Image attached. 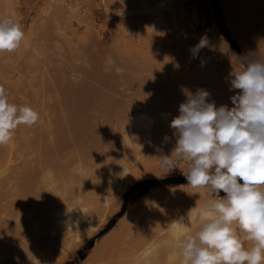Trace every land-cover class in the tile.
<instances>
[{
	"label": "bare ground",
	"instance_id": "obj_1",
	"mask_svg": "<svg viewBox=\"0 0 264 264\" xmlns=\"http://www.w3.org/2000/svg\"><path fill=\"white\" fill-rule=\"evenodd\" d=\"M113 4L111 10L119 11L113 15L118 30L117 41L109 49L96 48L94 41L85 37L79 47L69 45L72 48L70 54L68 57L65 54L70 61L68 65L61 54L63 48L59 47V41L66 36L58 35L59 39L64 37L59 40L57 34L51 32L59 43L55 42V47L61 48L57 56L63 59H52V64L47 60L51 66L45 65L43 57L40 60L44 67H51L53 71L44 73L43 64L39 59L33 60L36 56L31 52L34 56L30 55L33 61L29 63L35 66L33 69L39 76L32 77L33 81L30 77L31 81L26 84L20 81L4 84L9 102L31 106L39 114V120L32 127L26 126L27 131L24 125L19 126L21 138L15 133L16 138L0 145V165L8 163L12 167L10 173L0 177V264L64 263L74 249L84 246L87 238L120 211L121 198L130 185L153 171L143 166L139 156L137 159L141 145L152 139L146 145V151L160 147L174 151L177 137L170 123L179 115V105L188 95L203 89L210 94L209 102L221 106L216 85L203 83L202 88L198 83L201 76L191 77L184 67L183 70L172 68L167 52L158 50L151 54L146 47L148 34L164 23L153 8L138 6L137 0ZM230 4L228 17L239 32L243 48L250 56H260L264 60V0H230ZM168 7V4L164 5V8ZM16 10L13 0H0V18L11 17L22 25L25 18ZM52 22L53 29L59 27L57 20L47 24ZM43 23L45 31L40 24L41 31L49 32L45 29L48 25ZM38 31L37 39L41 41L43 38ZM217 34L213 31L209 38L207 36L209 45L216 43L215 48L217 46L222 53L229 50L228 43ZM28 39L31 41L32 37ZM28 43L14 52H0V74L3 70L11 72L12 68L19 67L20 60L14 56L21 58L25 56L24 52L29 53L31 50L25 51L30 48ZM39 48V55H44L43 47ZM13 59H16L14 63ZM229 59L241 67L236 55ZM4 66L9 68L5 70ZM28 83L31 87L26 89L29 96L25 103L18 101L20 98L14 100V95L20 94ZM153 140L156 142L152 143ZM176 169L183 173L187 170V162H181ZM184 187L188 196L201 202L212 201L210 189L193 188L188 183ZM160 191L154 187L146 197L129 205L81 264H172L173 259L164 255L169 251L172 253V249L181 252L180 243L173 236L178 235L179 227L175 224L170 228L167 224L171 219L158 210ZM87 206H91V212ZM90 213L95 216L90 217ZM204 213L202 207L201 219ZM65 217H71L72 222ZM94 220L100 223L95 222L97 228L91 223ZM44 226L51 229L43 232ZM63 244L67 250L55 262L51 261V253Z\"/></svg>",
	"mask_w": 264,
	"mask_h": 264
},
{
	"label": "clouds",
	"instance_id": "obj_2",
	"mask_svg": "<svg viewBox=\"0 0 264 264\" xmlns=\"http://www.w3.org/2000/svg\"><path fill=\"white\" fill-rule=\"evenodd\" d=\"M24 39L20 23L0 18V52H14ZM207 43L201 38L190 51L195 56ZM238 62L240 69L229 73L230 90H239L230 97L233 107H217L208 101V91L198 89L170 123L176 147L160 168L168 174L186 161L188 186L208 188L215 196L204 205L200 230L179 238L182 264H264V61L251 55ZM38 120L31 106L10 103L0 85V145L12 140L19 126Z\"/></svg>",
	"mask_w": 264,
	"mask_h": 264
},
{
	"label": "rangeland",
	"instance_id": "obj_3",
	"mask_svg": "<svg viewBox=\"0 0 264 264\" xmlns=\"http://www.w3.org/2000/svg\"><path fill=\"white\" fill-rule=\"evenodd\" d=\"M120 1L119 0H13V5L14 7L17 8L16 11L22 18H25L23 19L25 20L24 23L21 22L24 27V29L23 28L22 29L25 33L24 40L28 39L29 37H32L31 41L30 39L27 40L29 41L28 46L30 48L29 49L27 48L25 51L27 50L28 51L31 50V51L29 52L30 54L28 52L27 53L24 52L25 56L22 55L21 58L20 56L17 57L14 53H12V56L15 55L14 57L19 59L21 62L18 61L19 67L16 66V69H13L11 66L12 68V69L10 68L11 72L9 70L4 71L3 69L5 68L6 65L4 66V68L2 69L4 72L1 70L2 72L0 74V85L5 87L4 84H7V82L16 83L20 81V83L21 82L27 83L28 80L31 81L32 77L35 78V75H37V73L36 70L33 69V67L35 68V66L29 63V61L31 62L37 59H39L40 64H43V70L45 71L44 73H46V70H49V72L51 73L53 71L52 68L50 67L52 64L51 61L52 59L54 60L58 57L57 54L60 52L59 49L61 48H63L61 49L62 57L65 58V61L64 60L63 61L69 65L70 61L69 59H66L65 56L67 54L69 55L71 49L75 47L73 44L78 45L79 47V45H81L80 42L83 43L84 41L82 42V40L85 37L89 38L90 41L91 40L94 41V46L96 48H100L103 51L109 49L110 46L114 45L115 42L117 41L115 34H117L118 26L115 23L113 15L119 13V11H117L116 8L113 10H111V8L114 5L113 3L116 2L118 3ZM137 2H138V6L140 5L150 6L157 13V15H160L161 18L164 20V23L161 24L158 30L157 29L152 30L147 36L146 47L150 49L151 54H156V51L158 52V50L167 52L169 62L172 68L183 70L184 67L185 71L189 73L191 77L201 76L202 80H200L198 83L202 85V88H203V83L205 85H213V84L216 85L217 90L219 92L218 102H220L221 105L228 106L229 108L233 107L234 105H232L230 97L237 94L239 90H230V81L232 77H230L229 73L233 69L239 70L240 67L234 61H231L229 57H231V55H236L238 59H243L245 57L250 56V54L246 51L245 48H243L241 42L239 41V32L236 29V27L233 26L232 24L233 22H231L228 17V13H230L231 10V8L229 7L231 6L230 0H137ZM165 4H168L169 7L164 8ZM125 10L126 9L124 8L123 11ZM53 20H57L59 25L58 28L57 26L54 28L55 30L52 27L53 22L52 24L48 25L49 22ZM43 22H46V24L48 23L47 24L48 26H46L45 29L48 28L50 33L48 32V30L46 33L44 32L45 26L43 25L45 23ZM40 24H42L41 26H43L42 29L44 31H41ZM39 27H40V31H38ZM50 27L52 28V30ZM37 31L40 33L41 39L46 38V36H48L49 34H51V32H53V34L54 33L55 35L57 34L56 35L57 37L58 35L59 36L65 35L68 39L70 38L71 40H68L65 37L66 38L65 41V38L61 36L62 38L61 37L60 38L61 39L64 38V40H62V42L59 41V43L61 44L60 45L57 42L58 40L54 39L57 37L55 35L52 36L51 34L48 36V39L47 38L44 40L42 39L41 41L43 42H41L40 40H38L39 34L37 33ZM213 31L215 33H218L217 35L220 36L222 41L228 43L229 50L224 51L223 52L224 55H223V53L218 50L217 46H216L217 48L216 50L214 46L216 43L210 42L212 44L209 45V43H207L208 46L200 49L198 53L194 56L190 50L194 46L199 44L201 38H206L207 42H209L208 38L210 36V33H213ZM34 33L38 35L34 37L33 35ZM51 36L52 38L50 40L49 37ZM49 40L51 42H49ZM52 40L55 41L53 42ZM27 41H23L21 43V46L24 47V45H27ZM38 41L40 42L38 43ZM45 41L47 42L48 45L45 44L46 43ZM55 42H57L59 44V47L61 48L57 49L55 47V45H57ZM42 43H44V45ZM69 45H71V47L72 46L74 47L71 48ZM211 45L213 47H211ZM40 46L43 47L42 49L43 53L42 52L41 53L44 54L41 56L39 55L38 52L40 50L39 48ZM134 46L139 49H143L137 45ZM68 47H70V49H68ZM78 47L76 46V48ZM55 48L57 49V52H55L56 51ZM208 48L214 52H210ZM66 50L69 52L67 53ZM31 52L32 53L34 52L33 54H35L36 56L35 59L33 60H31V56L33 57L34 55L33 54L31 55ZM54 52L56 53V55L53 54ZM210 53L211 55L213 53V55L211 56ZM60 57H58L59 60ZM62 57L61 59H63ZM256 57L264 61L263 59L260 58V56H256ZM41 58L42 61L44 60L43 62L45 63V65H50L48 67H50L51 71L49 68L47 69V66L44 67L45 65L40 60ZM58 58L56 61H58ZM215 58H217L216 59L217 61L214 60ZM14 61H16V59L15 60L13 59V63ZM184 63L186 66H184ZM41 67L42 66H40L39 68ZM228 67L229 68L231 67L230 68L231 70H229ZM8 68L9 67H6L5 70ZM17 69H19L18 72L15 71ZM14 71L16 72V74ZM32 71L34 72V75L32 74L33 73ZM38 76L39 75H37L36 78ZM30 77L31 79H29ZM33 80L34 79H32V81ZM64 81L65 80H63V82ZM25 86H27L28 88H25ZM25 86H23L24 90L21 89L20 90L21 93L15 94L14 95L15 99L13 98L14 100H18L19 98L20 99L22 98V100L20 99L18 100L22 104H24L25 103L24 101L28 99L27 96H29L28 95L29 93L27 94V92L29 91L27 90L30 89L29 87H31L29 83ZM75 87L77 88V86ZM13 99H11V101H13ZM154 122H155V118L152 117V124H154ZM21 127L17 128L18 132L15 131V133H18L17 136L20 135L19 130L22 129ZM25 127L26 126L24 125L23 128ZM24 130L27 131L28 129L25 128ZM24 130H22L23 131L22 133H25ZM13 138H16V136L14 135ZM151 140L141 145L143 147H140V150L137 152L138 154H136L137 159L139 156L145 168H151V170H153L151 174H148L140 181L138 182L136 181V183L130 185L129 189L124 193L125 194L123 195L124 197L121 198L122 207L120 211L115 215H113L102 229H100L98 232H95L94 235L91 234L92 236L89 237V239L87 238L86 240L87 241L85 243L86 245L84 244V246L74 249L72 252L73 254H71L69 258L62 264H81L82 261L89 254L90 250H92L96 242L100 240V238L103 237L105 234H107L116 224V222L122 217L128 206L136 201H139L141 198L146 197L154 187H158L161 190L159 192V194L161 195L160 196L161 201L157 204V207L159 208L158 210L164 211V214L167 215L169 219H171V220L168 219L169 224L167 225H169L170 228L175 224L178 225L179 227L177 230L178 235L177 233L176 235H173L178 242H179V238L182 235L187 234L194 236L196 232L200 230V227L203 222L200 213L202 207L204 208V205L207 202L205 200L201 202V200H199L198 198L190 197L187 195V189H185L184 184L188 183V181L186 180L185 175L180 171H178L176 168L168 174L164 173V170L160 168L162 158L164 156H170L172 152L165 151L164 148L162 147L153 151L151 150L146 151L145 150L146 145H148L151 142ZM155 142L156 141L154 140L152 141V143ZM10 167L11 165L8 163L7 164L2 163L0 165V177L6 173H10L9 171ZM165 180H170V182L165 183L164 182ZM96 190H98V187L94 189V192H96ZM220 196L223 198L226 196V194L221 191ZM213 199H215V196L211 192V200ZM87 207H85V210H87ZM90 208L88 207L89 212L92 211V209L90 211ZM93 215L91 214L90 217H92ZM90 217L89 219L91 220L92 218ZM65 218H66L65 220L72 222L71 217H70L71 219L69 218L70 220L68 219V217ZM89 221L86 222L90 223ZM181 221L186 223L187 227H182ZM95 222L97 221L95 220L94 222L91 221V223L95 224L97 228L98 226L97 224L99 222H97V224ZM87 223L85 224L87 225ZM91 223L89 225H92ZM167 225H166L167 230H170V228ZM93 226L94 225H92V227ZM45 228L47 229L48 227ZM51 228L52 230L55 229V227L53 226ZM51 228H48L47 230L43 229V232L48 231ZM83 230L85 229L83 228ZM167 230H165V232H168ZM238 234L240 238L245 241L244 246L246 248H251L253 246V243L251 241H247L245 239V234L243 232H238ZM63 245L64 246H62L61 248H57L56 250H54V252L51 253V261L55 262L56 259H58V257L60 256V254L63 253V251L67 250V246H65V244ZM172 250H171L172 253L169 251L164 255V257H167V259L169 257L171 258V260L173 259L171 262L172 264L175 263L182 264V258H181L182 251L180 252L178 249L177 250L172 249ZM42 264H48V262Z\"/></svg>",
	"mask_w": 264,
	"mask_h": 264
},
{
	"label": "trees",
	"instance_id": "obj_4",
	"mask_svg": "<svg viewBox=\"0 0 264 264\" xmlns=\"http://www.w3.org/2000/svg\"><path fill=\"white\" fill-rule=\"evenodd\" d=\"M180 181H181V180H180ZM164 182H165V183H166V182H167V183H169V182H170V180H165Z\"/></svg>",
	"mask_w": 264,
	"mask_h": 264
}]
</instances>
